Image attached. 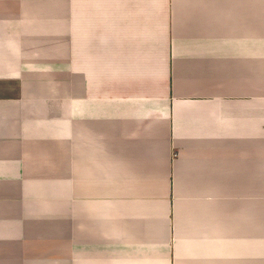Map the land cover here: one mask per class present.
I'll return each mask as SVG.
<instances>
[{
	"label": "crops",
	"instance_id": "crops-1",
	"mask_svg": "<svg viewBox=\"0 0 264 264\" xmlns=\"http://www.w3.org/2000/svg\"><path fill=\"white\" fill-rule=\"evenodd\" d=\"M0 264H264V0H0Z\"/></svg>",
	"mask_w": 264,
	"mask_h": 264
}]
</instances>
